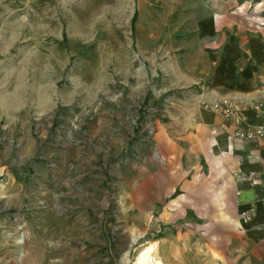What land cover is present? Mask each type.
<instances>
[{
    "label": "rangeland",
    "instance_id": "374dc122",
    "mask_svg": "<svg viewBox=\"0 0 264 264\" xmlns=\"http://www.w3.org/2000/svg\"><path fill=\"white\" fill-rule=\"evenodd\" d=\"M222 31L264 51V0H0V264H241L220 152L163 154Z\"/></svg>",
    "mask_w": 264,
    "mask_h": 264
},
{
    "label": "crops",
    "instance_id": "0c3cea01",
    "mask_svg": "<svg viewBox=\"0 0 264 264\" xmlns=\"http://www.w3.org/2000/svg\"><path fill=\"white\" fill-rule=\"evenodd\" d=\"M225 38L223 31L214 36L207 45V53L203 58L201 56L209 85L203 94L204 101L214 103L217 100L222 105L237 109L250 124L264 123V95H260L264 83V51H253L256 48L243 46L234 49L227 45ZM198 100L196 94L188 95L189 102L197 105ZM258 103H261V107L256 114L251 106ZM191 113L194 119L191 128L188 132L183 129L178 132L190 136L184 135L183 138L188 148L177 151L171 139L167 138L168 148H165L163 154L167 158L184 160L195 154L193 144L202 153L209 144H213L215 151L220 152L217 163L224 171V188L231 191L233 196L230 213L234 217L233 226L235 224L238 230L234 239L237 242L236 259L241 264H264V203L260 200V186L264 185V175L261 173L264 139L252 143L228 139L232 131L229 120L223 121L222 116L196 106L191 109ZM210 131L213 135H209ZM238 170L255 173L254 185L236 182L231 174ZM175 177V187H186L185 182L179 180L177 172H174ZM190 186V182H187V187ZM248 210L251 212L247 216L240 217L241 213Z\"/></svg>",
    "mask_w": 264,
    "mask_h": 264
},
{
    "label": "built area",
    "instance_id": "2783aa9c",
    "mask_svg": "<svg viewBox=\"0 0 264 264\" xmlns=\"http://www.w3.org/2000/svg\"><path fill=\"white\" fill-rule=\"evenodd\" d=\"M260 95H264V83L262 82V88ZM261 103L252 105L251 109L258 114L260 112ZM216 109V107H214ZM219 112L223 119L229 120L232 125V131L228 139L241 141L244 143H251L256 140L264 139V123L259 125L250 124L246 118L242 117L237 109L222 105L219 108ZM261 173L264 175V162L261 166ZM232 178L238 183H248L254 185L255 173L236 171L231 174ZM260 200L264 203V185L260 186ZM251 210H248L240 214V217L247 216Z\"/></svg>",
    "mask_w": 264,
    "mask_h": 264
}]
</instances>
